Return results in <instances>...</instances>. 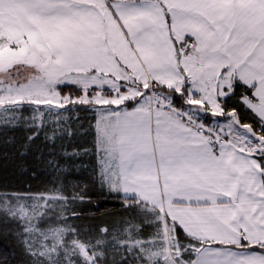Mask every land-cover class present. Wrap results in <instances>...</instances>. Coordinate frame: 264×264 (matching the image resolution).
I'll list each match as a JSON object with an SVG mask.
<instances>
[{
    "label": "snow or ice",
    "instance_id": "snow-or-ice-1",
    "mask_svg": "<svg viewBox=\"0 0 264 264\" xmlns=\"http://www.w3.org/2000/svg\"><path fill=\"white\" fill-rule=\"evenodd\" d=\"M9 168L0 264H264V0H0Z\"/></svg>",
    "mask_w": 264,
    "mask_h": 264
},
{
    "label": "trees",
    "instance_id": "trees-1",
    "mask_svg": "<svg viewBox=\"0 0 264 264\" xmlns=\"http://www.w3.org/2000/svg\"><path fill=\"white\" fill-rule=\"evenodd\" d=\"M83 115V113L81 114ZM18 138H22L24 133L17 132ZM92 137L77 138L72 142L73 145H84L91 147ZM69 151L73 150L72 146L68 147ZM79 162V161H78ZM84 163H94V158L90 161L89 158H83ZM56 174L52 170H40L37 178L33 179L31 174L21 176L18 171L14 172L11 168L7 172L0 169V185H7L9 190H21L31 185L33 192H43L46 189L52 187L53 177ZM87 177V173L81 169H70L61 174V182L64 184L65 191L71 193L75 186L83 182ZM27 181V184L24 183ZM94 204L92 206H81L80 210L84 213L86 219L85 223H91L93 225H109L113 222L115 215L120 214L121 209L119 203L115 200L108 199L100 196L98 192L92 196Z\"/></svg>",
    "mask_w": 264,
    "mask_h": 264
}]
</instances>
